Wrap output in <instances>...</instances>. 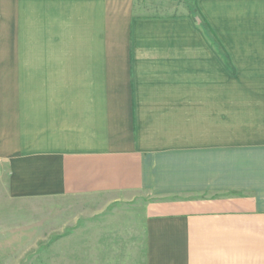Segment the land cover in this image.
Listing matches in <instances>:
<instances>
[{
  "label": "crops",
  "instance_id": "0c3cea01",
  "mask_svg": "<svg viewBox=\"0 0 264 264\" xmlns=\"http://www.w3.org/2000/svg\"><path fill=\"white\" fill-rule=\"evenodd\" d=\"M167 2L0 0L4 191L145 198L144 264H264V0Z\"/></svg>",
  "mask_w": 264,
  "mask_h": 264
},
{
  "label": "rangeland",
  "instance_id": "374dc122",
  "mask_svg": "<svg viewBox=\"0 0 264 264\" xmlns=\"http://www.w3.org/2000/svg\"><path fill=\"white\" fill-rule=\"evenodd\" d=\"M168 2L161 0L162 12ZM176 5L192 11L191 2ZM142 201L114 195L12 200L0 180V264H144Z\"/></svg>",
  "mask_w": 264,
  "mask_h": 264
}]
</instances>
